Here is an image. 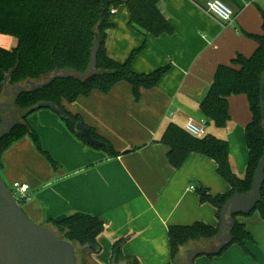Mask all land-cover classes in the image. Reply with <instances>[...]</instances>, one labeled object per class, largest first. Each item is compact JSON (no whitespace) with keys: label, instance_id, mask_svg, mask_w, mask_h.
<instances>
[{"label":"crops","instance_id":"0c3cea01","mask_svg":"<svg viewBox=\"0 0 264 264\" xmlns=\"http://www.w3.org/2000/svg\"><path fill=\"white\" fill-rule=\"evenodd\" d=\"M118 1L107 31V55L124 64L141 49L132 60L135 73L148 75L167 66L168 71L155 88L142 90L139 100L129 83L120 82L107 94L93 91L73 103L64 102V107L81 116L119 155L111 157L87 145L58 113L42 109L28 122L59 166L54 168L28 135L1 154L0 175L7 185L30 186L23 210L35 223L48 226L50 219L75 213L102 220L100 251L88 256L89 263L109 264L114 243L122 240L124 255L136 257L140 264H170L169 227L219 224L216 209L201 203L190 188L204 187L211 195L231 188L217 173L214 160L191 154L177 170L168 161L169 147L158 141L170 123L185 129L191 117H205L200 97L220 65H230L239 54H254L258 45L250 35L263 33L264 0H221L236 12L228 24L202 8L208 0H162L159 9L174 32L159 38L132 28L127 0ZM15 45L13 37L0 34V47ZM13 100L14 95L0 93L1 102ZM15 110L21 118L22 112ZM229 113L227 128H216L209 121L207 131L229 142L232 169L244 177L249 160L245 128L252 120L248 98L230 97ZM130 150L134 151L126 153ZM237 221L253 241H245L244 247L233 244L218 256H198L194 264H264V219L255 212L238 216ZM216 246L215 239L191 243L182 249L177 264L186 262L190 250L211 251Z\"/></svg>","mask_w":264,"mask_h":264},{"label":"trees","instance_id":"16d2710c","mask_svg":"<svg viewBox=\"0 0 264 264\" xmlns=\"http://www.w3.org/2000/svg\"><path fill=\"white\" fill-rule=\"evenodd\" d=\"M161 1L127 0L130 26L154 38L173 34L172 25L159 9ZM118 5V0H0V34L16 40V45L11 49L0 47V93L3 91L5 78L10 73H12L10 87L26 85V88H29V82L43 83L56 71L73 69L85 72L97 36L101 39L97 69L102 72L87 79L75 76L60 78L43 89L22 93L16 105V108L22 111L21 123L10 135L1 140V154L29 135L40 153L57 168L58 163L42 148L38 133L28 122L29 116L39 110L23 117L25 111L42 104L56 107L70 132L86 143L76 132L77 124L83 122L82 117L68 112L64 102L73 103L82 96H89L93 91L107 94L120 82L129 83L135 99L139 100L142 90H151L158 85L169 67L158 69L148 75L135 73L132 69V60L141 49L134 51L124 64L115 62L107 55L105 46L107 31L112 27L110 18ZM250 38L258 45L254 54L250 57L239 54L230 65H220L213 83L207 89L205 100L200 104L204 116L216 128L224 129L230 123L229 98L238 95H245L248 98L252 120L245 128L249 152L245 176L239 177L233 171L230 144L227 140L212 134L197 138L177 124L170 123L158 141L169 147L168 161L175 169L182 168L191 154L206 156L216 162L217 173L231 188L230 192L217 195H211L204 187L195 190L201 203H209L216 209L219 224L214 227L196 222L189 226L169 227L168 237L173 264H177L180 252L189 244L215 239L219 232L223 207L236 193L246 194L251 191L256 171L264 157V120L261 113L263 104L261 91L264 83V22L263 33L250 35ZM42 109L50 108L40 110ZM89 129L94 139L106 144L97 149L105 150L111 157L119 155L111 143L96 135L93 129ZM2 166L0 161V168ZM261 197L262 200L256 209L247 216L259 212L264 219V183ZM23 204L20 202L21 206ZM238 216L244 215L233 216L235 224L230 232L234 241L231 245L244 247L245 241L253 239L245 225L237 221ZM47 224L46 226L59 238L91 249V255L100 251L98 239L105 231V224L98 217L75 213L59 220L50 219ZM122 244V240L114 243L109 264H140L136 257L124 255Z\"/></svg>","mask_w":264,"mask_h":264},{"label":"water","instance_id":"95a60500","mask_svg":"<svg viewBox=\"0 0 264 264\" xmlns=\"http://www.w3.org/2000/svg\"><path fill=\"white\" fill-rule=\"evenodd\" d=\"M101 48V39L96 37L94 48L91 54L89 66L85 72H78L73 69H65L62 72L56 71L54 75L45 79V82L36 84L29 82V88L17 85L9 86L11 74L6 76L2 85L5 96L14 95L12 102L0 101V142L10 135L13 129L21 123V118L16 115L17 101L22 93L35 92L50 85L60 78L87 79L92 76L101 74L97 69L98 53ZM207 93L202 94L200 102L202 103ZM262 107L261 113L264 120V83L261 91ZM41 108H50L56 113L60 111L49 104L38 105L29 111H25L24 116ZM22 112V111H20ZM78 136L83 138L90 146L100 148L106 144L94 139L90 129L84 122L76 126ZM1 160V152H0ZM264 183V157L256 171L249 193H236L228 203L223 207L221 213V224L219 232L215 237L217 246L211 251L190 250L187 254L186 262L179 264H194L196 257L218 256L222 251L234 241L231 229L234 227L233 216H247L252 213L257 205L261 202V189ZM0 264H78L76 247L69 241L61 239L57 234L47 227L31 221L25 214L20 203L11 193L8 185L0 175Z\"/></svg>","mask_w":264,"mask_h":264},{"label":"built area","instance_id":"2783aa9c","mask_svg":"<svg viewBox=\"0 0 264 264\" xmlns=\"http://www.w3.org/2000/svg\"><path fill=\"white\" fill-rule=\"evenodd\" d=\"M202 8L222 24L231 23L236 16V12L221 0H208ZM115 12L114 10L113 13ZM208 123L209 120L206 117L199 119L191 117L185 130L194 137L203 138L208 135ZM9 189L19 203L29 199L30 186L28 184L14 183ZM190 190L195 191V187H191Z\"/></svg>","mask_w":264,"mask_h":264},{"label":"rangeland","instance_id":"374dc122","mask_svg":"<svg viewBox=\"0 0 264 264\" xmlns=\"http://www.w3.org/2000/svg\"><path fill=\"white\" fill-rule=\"evenodd\" d=\"M8 186L11 188L12 185H8ZM23 205H22V207L25 210V206H23ZM75 247H76V251H77V257L79 256L78 263L79 264H91L88 262L89 261L88 256H90L92 253L91 249H89L87 247L79 246L77 244H75ZM166 264H169V263H166ZM170 264H173V263L170 262Z\"/></svg>","mask_w":264,"mask_h":264},{"label":"flooded vegetation","instance_id":"af4514ba","mask_svg":"<svg viewBox=\"0 0 264 264\" xmlns=\"http://www.w3.org/2000/svg\"><path fill=\"white\" fill-rule=\"evenodd\" d=\"M76 254H77V251H76ZM78 260H79V256H78ZM92 263H93V262H92ZM92 263H91V264H92ZM78 264H79V263H78ZM93 264H97V263H93Z\"/></svg>","mask_w":264,"mask_h":264}]
</instances>
